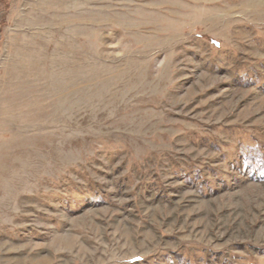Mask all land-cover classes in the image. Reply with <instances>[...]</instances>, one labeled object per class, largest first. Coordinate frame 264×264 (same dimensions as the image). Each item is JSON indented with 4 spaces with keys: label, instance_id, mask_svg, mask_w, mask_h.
Returning a JSON list of instances; mask_svg holds the SVG:
<instances>
[{
    "label": "rangeland",
    "instance_id": "obj_1",
    "mask_svg": "<svg viewBox=\"0 0 264 264\" xmlns=\"http://www.w3.org/2000/svg\"><path fill=\"white\" fill-rule=\"evenodd\" d=\"M0 23V264H264V0Z\"/></svg>",
    "mask_w": 264,
    "mask_h": 264
},
{
    "label": "trees",
    "instance_id": "obj_2",
    "mask_svg": "<svg viewBox=\"0 0 264 264\" xmlns=\"http://www.w3.org/2000/svg\"><path fill=\"white\" fill-rule=\"evenodd\" d=\"M1 14H2V17H3V13H1ZM2 17H1V18H2ZM0 24H1V23H0ZM257 163H259V162H257ZM259 165H260V163H259ZM259 167H262V165H260Z\"/></svg>",
    "mask_w": 264,
    "mask_h": 264
}]
</instances>
